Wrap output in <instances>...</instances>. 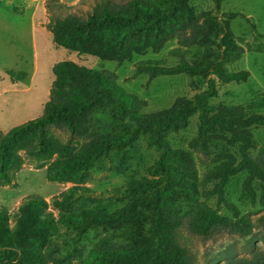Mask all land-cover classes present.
Returning a JSON list of instances; mask_svg holds the SVG:
<instances>
[{
	"label": "trees",
	"instance_id": "16d2710c",
	"mask_svg": "<svg viewBox=\"0 0 264 264\" xmlns=\"http://www.w3.org/2000/svg\"><path fill=\"white\" fill-rule=\"evenodd\" d=\"M192 1L94 0L88 17L69 15L50 22L48 29L58 48L102 61L124 63L137 54L158 53L176 39L181 45L201 47L203 52L191 60L182 58L177 66L141 62L137 73L151 78L204 77L208 89L147 114L143 113L146 102L107 74L73 61L58 63L44 115L1 137L0 186L13 185L12 173L27 161L40 169L53 161L49 181L74 187L52 203L40 196L29 197L14 218L15 226L10 213L0 209V264H195L179 237L184 220L190 217L193 229L203 236L218 227L249 235L251 223L236 210L234 221L201 203L194 153L175 148L170 140L199 116L195 149L206 153L221 146L225 151L235 149L238 162H218L207 173L218 181L212 194L221 203H228L225 189L231 177L247 172L249 191L254 181L264 183V152L255 154L254 133L264 128V92L242 105L211 103L218 95V81L243 83L250 78L248 71L230 69L246 52L232 30V22L241 14H199ZM214 2L219 13L222 0ZM259 37L264 40L263 34ZM255 50L264 51V45ZM9 74L14 81L26 77V73ZM55 130L68 137L62 139ZM142 140L158 152L149 177L131 178L125 187L114 190L116 200L108 204L98 191L82 186L98 164ZM183 203L190 208L186 215ZM62 228L73 234L61 236ZM97 230L109 232V237L85 254L81 248L90 232Z\"/></svg>",
	"mask_w": 264,
	"mask_h": 264
},
{
	"label": "rangeland",
	"instance_id": "374dc122",
	"mask_svg": "<svg viewBox=\"0 0 264 264\" xmlns=\"http://www.w3.org/2000/svg\"><path fill=\"white\" fill-rule=\"evenodd\" d=\"M192 5L199 14L213 12L238 13L240 17L232 22V30L238 43L245 48L242 59L230 66L236 71H248L250 78L243 83H217L218 95L211 103L219 105H242L264 92V51L255 50L264 45L259 34L264 35V0H222L221 11H216L214 0H193ZM94 0H0V140L14 128L44 115L51 91L55 85V66L63 61H73L81 66L101 71L112 77L128 93L146 102L143 113H155L170 108L179 98H194L197 93L208 89V80L188 75L159 76L138 75V64L157 61L164 66H177L182 58L191 60L203 52L201 47H190L172 40L161 52L148 51L135 55L124 63L102 61L95 57H81L77 53L58 48L48 25L55 17L69 15L88 17L92 12ZM256 28H255V27ZM17 76L26 73L22 81H14L9 74ZM62 139L68 134L55 130ZM257 142L256 155L264 152V128L254 130ZM199 116L191 119L187 130L170 136L175 148L194 153L199 172L197 187L201 203L220 215L236 221L235 213L251 223L247 237H242L232 227H218L210 235H200L192 227V218H186L179 231L182 245L186 247L195 264H264V183L254 181L252 190L247 189L249 174L243 172L231 177L225 189L229 203H221L218 195H213L218 181L207 176L208 171L218 162L240 160L235 149L225 151L212 149L210 153L193 147L199 137ZM158 152L140 141L134 148L115 153L98 164L89 179L82 186L98 191L104 196L103 203L113 200L114 190L123 188L133 178L149 177V168L154 165ZM217 162V163H216ZM53 161L46 162L45 168L27 161L21 169L12 173L11 186H0V209L10 213L12 226L20 206L31 196H40L52 203L53 198L61 196L74 187L73 183L60 184L48 179V168ZM118 203V206L124 205ZM183 214L190 210L187 203ZM52 207V206H51ZM58 214V210L53 209ZM61 236L73 233L65 228ZM104 230L91 231L81 248L88 254L103 238L109 237ZM116 242V241H113Z\"/></svg>",
	"mask_w": 264,
	"mask_h": 264
}]
</instances>
